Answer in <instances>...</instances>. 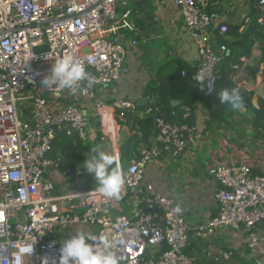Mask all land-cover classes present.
<instances>
[{"label":"built area","instance_id":"built-area-1","mask_svg":"<svg viewBox=\"0 0 264 264\" xmlns=\"http://www.w3.org/2000/svg\"><path fill=\"white\" fill-rule=\"evenodd\" d=\"M169 1L196 48L193 79L212 93L228 53L215 38L224 36L228 27L212 26L213 16L205 11L209 0ZM127 2L0 0V264H58L62 241L77 228L124 241L114 249L120 264H196V258L186 253L191 236L206 240L217 230L243 231L253 263L264 264L261 238L253 231L264 227V170L253 175L246 165L209 168L208 176L220 186L215 195L218 211L206 224L194 227L186 224L183 210L172 199L157 193L140 196L137 188L145 166L156 156L152 150L142 151L122 169L126 179L122 199L131 198V217L113 216L115 201L96 188L76 187L56 194L59 186L70 185L72 173L69 168L62 170L51 156L57 135L95 142L96 131L89 127L91 113L75 106L53 109L50 101L60 99L62 91L44 88L41 80L57 59L71 54L84 65L92 82L91 87L81 82V96L94 100L97 89H111L125 72L126 47L121 34L135 31ZM257 4L264 9V0ZM135 44L132 40L131 45ZM44 47L46 50L34 52ZM238 68L231 66L233 71ZM197 74L203 81L196 79ZM147 102V106L154 105L155 98L151 96ZM95 109L100 124L106 106L100 103ZM110 109L111 128L113 122H121L138 129L128 115L142 119L150 111L138 112L134 103L124 100H115ZM170 116L175 117L176 112ZM183 118H191L188 108H183ZM115 134L114 128L111 134L105 133L113 142ZM151 142L163 154L177 158L196 142V128L155 117ZM177 207L180 212L175 211ZM229 256L228 252L222 254L225 260Z\"/></svg>","mask_w":264,"mask_h":264},{"label":"crops","instance_id":"crops-1","mask_svg":"<svg viewBox=\"0 0 264 264\" xmlns=\"http://www.w3.org/2000/svg\"><path fill=\"white\" fill-rule=\"evenodd\" d=\"M255 0H209L210 14L213 16L212 26L221 25L237 27L247 25ZM129 20L134 26V34L122 33L121 40L126 47L123 68L125 72L114 82L111 89L99 88L95 99L89 100L78 91L64 90L60 99L50 101L53 109L75 106L86 113L92 114L90 126L96 131L95 145L98 149L118 154L120 159L121 143H129L135 153L132 159H138L142 151L152 150L156 156L145 166L144 178L138 189L143 198L146 194L157 193L175 201L183 210V218L191 227L204 225L214 218L218 211L215 198L220 186L208 176V169L215 165H246L253 175L264 170V131L252 126V118L247 111L238 113L226 111L221 118L210 120L205 106L198 103L195 107L193 126L196 128V142L177 158L163 154L158 145L151 142L149 133L131 128L126 123L113 122L116 128L115 141H111L104 131L105 124H110V109L115 100L134 103L138 112L146 111L147 90L151 84L158 85L162 81L177 75L179 71L194 73L198 63L196 48L190 32L185 28L183 20L172 2L169 0H128ZM261 8V7H260ZM262 9V8H261ZM264 10V9H262ZM244 30L241 27L240 32ZM136 42L131 45V41ZM233 51L228 50L227 55ZM261 58L257 47L252 49L250 58L244 60L238 70L232 71L231 82L241 91L257 96L256 86L262 78L260 72L264 65H258L259 71L253 79L249 74ZM263 99L257 96V102ZM106 106L101 123L96 117V105ZM183 101H172L171 107H181ZM137 113V112H136ZM132 117L136 114L130 115ZM110 126V125H109ZM147 134L144 139L142 135ZM138 135L137 139H133ZM101 137L102 141H101ZM75 136L59 134L52 146L51 156L58 160L62 170L71 169L69 186H59L56 194H63L68 189L91 185L92 174L83 167L91 149L82 143L75 145ZM114 139V138H113ZM70 142L72 145H70ZM88 148V149H87ZM75 186V187H71ZM70 187V188H69ZM89 190V189H86ZM133 204L128 196L115 201L113 216L131 217ZM261 238V249L264 250V227L253 230ZM247 235L243 231L232 229L217 230L206 240L190 237L187 253L196 258L200 264H254L250 252L246 248ZM230 253L227 260L223 253Z\"/></svg>","mask_w":264,"mask_h":264},{"label":"trees","instance_id":"trees-1","mask_svg":"<svg viewBox=\"0 0 264 264\" xmlns=\"http://www.w3.org/2000/svg\"><path fill=\"white\" fill-rule=\"evenodd\" d=\"M255 1V8H252L250 11L249 22L247 25L237 27L228 26V31L224 36H216L215 38L217 45H225L227 50H232L233 53L225 55L223 63L220 66L219 80L216 82L215 89L211 94L206 92L203 85L194 81L193 74L185 72V76L182 77L181 73L183 71H179L177 75L171 76L170 78L162 81L160 84H151L149 86L147 95L155 98V104L147 106V108L150 109L148 115L142 119L136 118V116L132 117L128 115L127 119L132 120L135 127H138V129L149 133V131L153 128V121L155 117H162L175 124L188 123L189 125H193L194 118L192 116L194 115L195 107L198 103H202L205 106L210 120L221 118L220 114L226 111L238 113L239 110L234 111L229 105L221 104L218 93L225 88H236L230 80V75L233 71L231 66H241L242 63L240 62V59L243 57L245 59L250 58L254 47H257L261 53V58L258 62L264 65V10L258 6L257 0ZM205 11L207 14L211 13L209 4ZM259 19H261V22H258ZM241 27H244L242 32H240ZM257 66L258 64L252 71L249 72L253 79L256 78L259 71V67ZM239 91L244 101V107L242 109L252 114L253 128L264 131V98L258 100L259 108L256 109L251 103L253 94L243 92L240 89ZM174 100L183 101L184 105L181 107H171V102ZM183 108H188L191 112L190 119L183 118ZM173 111L176 112L175 117L170 116ZM70 145H72L71 142ZM75 145L77 146L76 148L82 147V143L77 139ZM82 149L85 150L86 148L82 147ZM134 153L135 150H133V147L129 143H121L120 164L123 170L126 168V163ZM196 264L200 263L196 262Z\"/></svg>","mask_w":264,"mask_h":264},{"label":"clouds","instance_id":"clouds-1","mask_svg":"<svg viewBox=\"0 0 264 264\" xmlns=\"http://www.w3.org/2000/svg\"><path fill=\"white\" fill-rule=\"evenodd\" d=\"M196 79L203 81L204 77L197 74ZM81 82H86L88 87L92 86L84 65L71 54L57 59L51 66L50 74L41 80L42 86L46 89L71 92L78 91ZM218 97L221 104L229 105L234 111L244 107L238 87L222 89ZM83 167L94 177L97 192L113 201L118 202L122 199L126 179L117 155L93 149L92 154L87 155ZM175 211L180 212L181 209L177 207ZM123 243L124 241L117 240L107 233L97 235L84 228H77L74 232L68 233L62 241L58 264H120L114 249Z\"/></svg>","mask_w":264,"mask_h":264},{"label":"water","instance_id":"water-1","mask_svg":"<svg viewBox=\"0 0 264 264\" xmlns=\"http://www.w3.org/2000/svg\"><path fill=\"white\" fill-rule=\"evenodd\" d=\"M42 50H46V47H44V48H36V49H34V52H40V51H42ZM263 74V71H261L260 72V75H262ZM28 89V88H27ZM255 93L257 94V96H259V97H261V98H264V90H263V82H262V78H260V80H259V82H258V84H257V86H256V89H255ZM257 96L256 97H254L253 99H252V106L254 107V108H256V109H258L259 108V106H258V102H257ZM241 112H243L244 111V109H241L240 110ZM147 137V134H144V135H142V138L141 139H144V138H146ZM138 138V135H134L133 136V139H137ZM137 190H139L138 188H137Z\"/></svg>","mask_w":264,"mask_h":264},{"label":"rangeland","instance_id":"rangeland-1","mask_svg":"<svg viewBox=\"0 0 264 264\" xmlns=\"http://www.w3.org/2000/svg\"><path fill=\"white\" fill-rule=\"evenodd\" d=\"M259 60H260V59H259ZM258 65H263V64L258 62ZM24 94H26V92H25ZM19 107H20V109H21V108L23 109V108H24V104H20ZM249 116H251V118H253V117H252V114H250V113H249ZM21 117H22V116H21ZM252 120H253V119H252ZM110 125H111V123H110ZM113 128L116 130V128L114 127V125H113V127L111 128V127L106 123V124H105V128H104V131H105V133H108V135H109V134L112 133V129H113ZM86 143L91 144L90 140H87V141L85 142V146H86V147H89V148L91 149V152H92L93 149L100 150V148L98 149L97 147H95V145H93V144H92V145H88V144H86ZM90 180L93 181L91 185H88V184H87L86 186H82L80 189H95L97 186L95 185L96 182H95V180H94V177L92 176ZM71 187L73 188V187H75V186H71Z\"/></svg>","mask_w":264,"mask_h":264}]
</instances>
